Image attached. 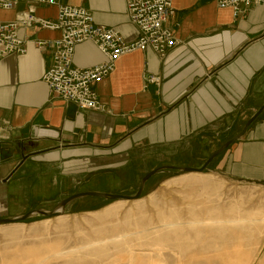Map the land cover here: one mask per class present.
<instances>
[{
    "label": "crops",
    "instance_id": "obj_1",
    "mask_svg": "<svg viewBox=\"0 0 264 264\" xmlns=\"http://www.w3.org/2000/svg\"><path fill=\"white\" fill-rule=\"evenodd\" d=\"M66 2L88 10L97 25L117 29L127 43L139 36L124 0ZM31 7L42 19L57 15L55 7L21 0L14 10L0 11V22ZM173 7L169 26L182 45L165 61L150 49L120 58L114 73L96 86L103 113L73 109L50 94L43 76L53 57L36 42L58 39L59 32L19 31L26 55L0 59V220L25 215L30 202L46 201V167L51 172L73 161L68 168L77 172L74 166L100 154L135 151L153 150L159 161L180 152L212 155L264 105V4L238 18L214 0H173ZM101 61L85 43L76 48L73 65ZM144 75L160 77L161 86L145 90ZM211 165L234 180L264 182V112Z\"/></svg>",
    "mask_w": 264,
    "mask_h": 264
},
{
    "label": "rangeland",
    "instance_id": "obj_2",
    "mask_svg": "<svg viewBox=\"0 0 264 264\" xmlns=\"http://www.w3.org/2000/svg\"><path fill=\"white\" fill-rule=\"evenodd\" d=\"M210 156L209 152H198L193 155V159L190 155L180 152L175 155V159L159 161L158 154L153 150L135 151L125 154L124 157L100 154L85 160L82 164L78 163L79 166H74L77 167V172H74V168L69 170L68 166L72 164H68L66 168L65 165L53 168L51 172L46 167V201L30 202L33 208H28L26 214L34 209L51 211L62 200L81 192L131 196L137 192L140 180L152 170L167 166L200 168ZM168 162L173 164H166ZM206 174L216 176L224 184V190L219 198L194 183H186L182 179L175 180L185 175L174 177L163 173L148 183L140 202L112 208L104 216L86 214L101 211L115 205L116 202L87 198L72 204L63 218L59 216L60 219L54 218L49 221L43 217H36L24 224H16L26 226H0V264H36L38 258L50 257L51 250L58 249L65 253L70 251L76 253L70 258L53 257L47 262L43 260L44 264H126L123 259L114 257L116 254L114 249L110 257L95 259L86 258L84 255L90 249L81 248L122 230L142 229L124 226V221L129 216L143 224L154 220V223L159 225L157 213L160 211L167 215L176 211L179 216L188 220L192 209L197 214H203L205 208L227 210L239 206L242 216L247 212L264 210V182L234 180L215 173L212 165ZM227 215L223 211L221 216ZM260 219L262 221L258 226L250 230L247 226L246 228L241 226L224 234L217 233L215 229L200 227L198 229L202 235L200 240L195 238L194 231L187 229L186 234L194 243L178 262L177 258L167 253L165 263L264 264V215ZM82 258L85 259L81 260Z\"/></svg>",
    "mask_w": 264,
    "mask_h": 264
},
{
    "label": "built area",
    "instance_id": "obj_3",
    "mask_svg": "<svg viewBox=\"0 0 264 264\" xmlns=\"http://www.w3.org/2000/svg\"><path fill=\"white\" fill-rule=\"evenodd\" d=\"M20 1L0 0V11H12ZM36 1L40 6L57 8L56 17L39 18L31 7L17 14L13 21L0 22V59L26 55V42L19 35L21 29L59 32L58 39L36 42L39 50L46 49L53 57V65L44 74L43 81L50 94L82 110L105 111L96 86L114 73L117 61L123 56L150 49L165 61L182 45L169 26L174 16L173 0H124L127 18L139 31L138 38L132 43L125 42L117 29L97 25L92 14L83 7L63 3L65 0ZM214 1L219 9H230L234 18L244 17L251 8L264 4V0ZM85 43L92 44L103 61L87 68L74 67L76 48ZM143 80L145 90L162 84V79L154 75H144Z\"/></svg>",
    "mask_w": 264,
    "mask_h": 264
},
{
    "label": "bare ground",
    "instance_id": "obj_4",
    "mask_svg": "<svg viewBox=\"0 0 264 264\" xmlns=\"http://www.w3.org/2000/svg\"><path fill=\"white\" fill-rule=\"evenodd\" d=\"M180 179H182L186 183H194L195 185L199 186L202 190L206 191L209 194H212L217 198L221 196V192L222 190H224V184L219 181L214 175L189 174L179 177L175 180L178 181ZM138 202L140 201L132 203ZM126 203L128 202H116L113 206L106 207L101 211L88 213L86 215L104 216L112 208L123 207ZM223 211L228 214L227 217L221 216ZM263 215L264 210L259 209L255 210V212H247L245 216H242L240 213V207L233 206L227 210L217 208H205L203 214H197L194 212V209H192L189 212L190 217L188 220L183 219L181 216H179L176 211L170 212L169 215L160 211L157 213V221L159 225H156V223H154V220H150L148 221V223L143 224L138 219L136 220L129 216L126 217V220L124 221V226L141 227L142 229H127L122 230L120 233L115 232V235L103 238L91 244L89 243V245L81 249H90L89 252L87 251L88 253H86L84 256L86 258L89 257L95 259L110 257L111 251L114 249L116 251L114 257L123 259V261H126V264H166L165 259L167 253H170L173 257L177 258L178 262V259L183 257L186 250L191 246L192 243H194L192 241L193 239L191 237H188V235L186 234L187 229H189L190 231H194L195 238L200 240L202 237V235L198 232V229L200 227L212 230L215 229L217 233L223 234L233 229H237L241 226H244V228H246L245 226H247V228L250 230L252 229V227L258 226L260 221H262L260 218ZM61 218H63V216ZM57 219H60V217H57ZM44 223H46V221ZM142 225L148 228H144V226ZM75 253L76 251H70L65 253L59 249L51 250L50 257H47L45 259L41 258L39 254L40 258H38L37 256L38 260L36 264H44L43 260L47 262L53 257L70 258ZM83 259L85 258H82L81 260Z\"/></svg>",
    "mask_w": 264,
    "mask_h": 264
},
{
    "label": "water",
    "instance_id": "obj_5",
    "mask_svg": "<svg viewBox=\"0 0 264 264\" xmlns=\"http://www.w3.org/2000/svg\"><path fill=\"white\" fill-rule=\"evenodd\" d=\"M75 109V106H73ZM264 112V105L259 109V111L246 123L243 130L234 138L227 141L223 146H221L215 153H213L200 168H189V167H158L148 174H146L139 183V187L137 192L134 195L126 196V195H118V194H110V193H99V192H81L74 194L72 196L67 197L58 203L55 208L51 211H46L43 209H34L27 214L15 217V218H6L0 220V226H8V225H16V224H24L25 222L31 221L36 217H43L45 219H54L59 216H65L68 208L74 204L75 202L87 198L101 199L109 201L110 203L114 202H137L143 198V194L146 188L147 183L154 177L168 173L174 177L188 175V174H206L208 172L209 166L212 162L223 152H225L231 145H233L236 141L240 140L248 131L250 126L261 116ZM2 151V149H0ZM73 162V161H72ZM72 162H66L65 166L71 164Z\"/></svg>",
    "mask_w": 264,
    "mask_h": 264
},
{
    "label": "trees",
    "instance_id": "obj_6",
    "mask_svg": "<svg viewBox=\"0 0 264 264\" xmlns=\"http://www.w3.org/2000/svg\"><path fill=\"white\" fill-rule=\"evenodd\" d=\"M152 179H153V178H152ZM152 179H151V180H152ZM151 180H150V181H151ZM150 181H149V182H150ZM149 182H148V183H149ZM148 183H147V185H148ZM147 185H146V187H147ZM145 189H146V188H145ZM144 194H145V191H144ZM144 194H143V196H144ZM25 223H26V222H25Z\"/></svg>",
    "mask_w": 264,
    "mask_h": 264
}]
</instances>
